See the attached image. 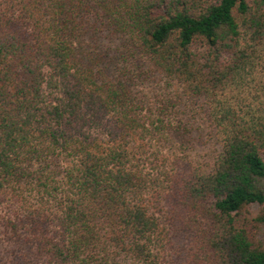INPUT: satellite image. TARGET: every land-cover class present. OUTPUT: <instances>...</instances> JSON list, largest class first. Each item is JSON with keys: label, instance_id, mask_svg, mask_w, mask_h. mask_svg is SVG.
Wrapping results in <instances>:
<instances>
[{"label": "trees", "instance_id": "obj_1", "mask_svg": "<svg viewBox=\"0 0 264 264\" xmlns=\"http://www.w3.org/2000/svg\"><path fill=\"white\" fill-rule=\"evenodd\" d=\"M261 47L264 0H0L4 264H264Z\"/></svg>", "mask_w": 264, "mask_h": 264}, {"label": "rangeland", "instance_id": "obj_2", "mask_svg": "<svg viewBox=\"0 0 264 264\" xmlns=\"http://www.w3.org/2000/svg\"><path fill=\"white\" fill-rule=\"evenodd\" d=\"M260 52H261L262 60L259 63H256L255 65H252L249 68V73L252 75V76H250V75L249 76L251 78H254L255 79L254 81H256L258 83L261 82V83L264 84V47L260 48ZM249 82L251 83L252 80L249 81ZM251 86H253V84ZM254 94H255V92H253L252 95L248 94V100L250 102L254 99ZM213 133H215V130L213 131ZM215 141H216L215 138H211L210 136L209 137H205L203 142H201V143H200V141L198 142V146L200 147L199 150L202 151L201 148H203L207 152H210L215 147V145H217ZM183 263H184V260L181 259L179 264H183ZM0 264H4V262L1 260V256H0Z\"/></svg>", "mask_w": 264, "mask_h": 264}]
</instances>
